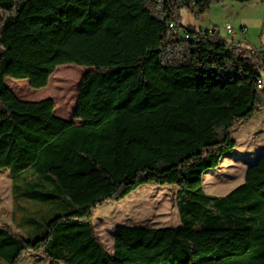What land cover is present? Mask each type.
<instances>
[{
	"label": "trees",
	"instance_id": "1",
	"mask_svg": "<svg viewBox=\"0 0 264 264\" xmlns=\"http://www.w3.org/2000/svg\"><path fill=\"white\" fill-rule=\"evenodd\" d=\"M162 1L164 16L157 0H0V171L13 176L26 234L0 224V264L32 251L65 264H264V153L225 195L203 188L236 125L264 107V64L181 33V8L199 17L225 0ZM59 65L92 67L73 120L6 83L50 86ZM143 184L176 188L181 226L116 225L109 252L93 213Z\"/></svg>",
	"mask_w": 264,
	"mask_h": 264
},
{
	"label": "rangeland",
	"instance_id": "2",
	"mask_svg": "<svg viewBox=\"0 0 264 264\" xmlns=\"http://www.w3.org/2000/svg\"><path fill=\"white\" fill-rule=\"evenodd\" d=\"M179 13L185 23H194L202 28H216L220 35L228 40L234 37L241 42L244 50H251L252 47L261 48L264 45L263 0L214 2L210 10L199 17L187 8H181ZM1 15L0 12V17ZM227 24L234 28L235 35L228 34ZM91 68L85 65H59L57 67L59 73L51 76V85L49 86V82V87L43 88L30 87L28 79L7 77L6 80L17 89L20 99L39 101L51 98L55 103V114L73 120L79 81ZM66 74L73 83L69 95L67 91L65 92L67 85L61 83L62 77ZM11 86L9 88L12 90ZM26 88L27 93L24 91ZM62 92L68 95L66 100H63L66 96L60 97L59 94ZM232 135L236 141L234 150L223 157L217 167L203 174V188L208 194L225 195L244 182L249 163L255 159L258 150L264 148V107L250 120L237 124ZM13 182L9 170L0 171V224H6L26 235L24 228L20 226L21 212L13 197ZM30 204L38 205L36 201H31ZM92 222L99 240L107 250L112 247L113 232L115 226L119 224L147 227L181 226L176 204V188L169 184H143L121 201H107L99 206L93 213ZM18 264L65 263L48 259L42 251H32L24 253Z\"/></svg>",
	"mask_w": 264,
	"mask_h": 264
},
{
	"label": "built area",
	"instance_id": "3",
	"mask_svg": "<svg viewBox=\"0 0 264 264\" xmlns=\"http://www.w3.org/2000/svg\"><path fill=\"white\" fill-rule=\"evenodd\" d=\"M157 3H158L159 10L163 12L164 11L163 1L157 0ZM165 14L166 13L163 12V16ZM178 25L179 24L174 20H172L170 22L171 28H176ZM194 29H195V32L192 34L190 32H188V30L184 26L181 27L180 31H182L181 33L187 38L188 37H194V38L218 37L219 39L227 41L231 45L232 48H235L237 50L242 49L240 41H237L234 37H232V38H230V40H228V38L221 36L220 31L217 30L216 28L210 29V28H202V27H195L194 26ZM226 30H227L228 34H232V36L235 35V30L230 24H227ZM250 51L254 54H257L261 58V60L264 64V45L261 48L252 47ZM258 78L260 79V89H264V71L261 72V74L259 75Z\"/></svg>",
	"mask_w": 264,
	"mask_h": 264
},
{
	"label": "crops",
	"instance_id": "4",
	"mask_svg": "<svg viewBox=\"0 0 264 264\" xmlns=\"http://www.w3.org/2000/svg\"><path fill=\"white\" fill-rule=\"evenodd\" d=\"M189 10V9H188ZM190 11V10H189ZM191 12V11H190ZM181 22H183L182 21V18H181ZM182 24H185V25H192V26H195V27H201V26H197L196 24H194V23H185V22H183ZM7 81L8 80H6V83H7ZM263 147V146H262ZM262 153H264V148H260L259 150H258V152H257V156L255 157V159L253 160V161H251L250 163H249V165L252 163V162H254L257 158H258V156L260 155V154H262ZM227 156V155H226ZM225 157V156H224ZM223 159V158H222ZM221 163V162H220ZM249 165H248V167H249ZM203 185H204V181H203ZM228 193V192H227ZM113 244H114V240H113V243H112V247H110L109 249H108V251L109 252H112L113 251Z\"/></svg>",
	"mask_w": 264,
	"mask_h": 264
},
{
	"label": "bare ground",
	"instance_id": "5",
	"mask_svg": "<svg viewBox=\"0 0 264 264\" xmlns=\"http://www.w3.org/2000/svg\"><path fill=\"white\" fill-rule=\"evenodd\" d=\"M257 87L260 89V79L257 81Z\"/></svg>",
	"mask_w": 264,
	"mask_h": 264
}]
</instances>
